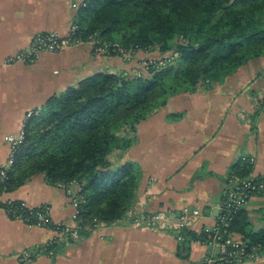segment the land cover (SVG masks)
<instances>
[{"label": "crops", "instance_id": "crops-1", "mask_svg": "<svg viewBox=\"0 0 264 264\" xmlns=\"http://www.w3.org/2000/svg\"><path fill=\"white\" fill-rule=\"evenodd\" d=\"M77 16L70 0H0V166L9 160L8 138L31 121L29 112L39 117L53 96L96 74L126 69L87 43L43 53L33 63L6 64L38 34L67 36ZM263 94L264 57L211 88L170 98L138 126L132 148L111 154L113 166L133 161L142 171L129 212H169L176 224L184 219L187 226L163 233L128 221L98 224L87 236L49 245L56 238L53 230L11 219L0 207V264H203L210 248L202 242L178 254L183 231L203 235L214 226L232 167L241 160L254 164L252 176H264V105L257 104ZM174 115L180 117L172 120ZM1 181L0 204L49 205L54 222H77L76 204L43 177L9 189ZM258 199L246 208L257 230L256 223L264 221L252 215ZM239 264H264V255Z\"/></svg>", "mask_w": 264, "mask_h": 264}, {"label": "trees", "instance_id": "trees-1", "mask_svg": "<svg viewBox=\"0 0 264 264\" xmlns=\"http://www.w3.org/2000/svg\"><path fill=\"white\" fill-rule=\"evenodd\" d=\"M86 2V7L77 9L75 37L88 43L95 35L126 49H158L169 53L172 61L158 68L152 64L138 77L96 74L53 96L40 116L29 122L27 142L2 185L15 188L35 174H45L52 184L79 182L85 199L80 215L90 227L81 232L83 236L98 224H121L132 209L141 168L133 161L115 167L108 157L137 143L143 121L170 98L211 88L264 57V0ZM232 170V175L249 179L254 164L241 160ZM230 229L245 243L243 263L264 255V226L257 230L246 208ZM183 235L180 255L188 253L193 242L203 243L207 233L184 230Z\"/></svg>", "mask_w": 264, "mask_h": 264}, {"label": "built area", "instance_id": "built-area-1", "mask_svg": "<svg viewBox=\"0 0 264 264\" xmlns=\"http://www.w3.org/2000/svg\"><path fill=\"white\" fill-rule=\"evenodd\" d=\"M73 9L77 10L80 7H86V0H70ZM77 28L73 26L70 33L62 37L57 33H41L36 35L29 48L20 51L16 55L9 57L6 64L13 65L17 63H33L43 53H59L69 47L77 46L84 41L75 37ZM92 47L98 46L101 42L93 40ZM123 47L119 44H106L104 49L97 48L100 53L117 54L124 52ZM104 51V52H102ZM152 65V64H150ZM257 103L264 105V94L257 100ZM35 116V112H29L28 120ZM25 128V127H24ZM26 139L25 129L17 135H11L7 142L10 144L11 152L9 160L5 165L0 166V179L6 178L10 171V167L15 164L16 155L21 149ZM264 192V180L249 178L241 179L236 175H231L226 183L225 191L223 192L222 202L220 203L219 213L214 226L207 231L206 240L203 242L210 248V254L203 264H238L245 257L244 241L235 237L230 226L239 213L247 208L257 193ZM7 215L14 220L24 222L27 225L50 229L56 234L54 241L49 245L60 241H68L81 237V232L87 228L82 227L78 221L72 225L67 223H56L52 218L51 207L49 205L40 206L37 208L29 207L23 202L9 201L5 204H0ZM128 213L126 221L137 227H144L156 232L168 233L172 230L181 229L187 226V222L182 220V223L174 220L169 212H159L155 214L142 215ZM175 221V222H174ZM121 223V222H120ZM183 240V237H180ZM48 245V246H49ZM216 249L219 252L216 253Z\"/></svg>", "mask_w": 264, "mask_h": 264}, {"label": "rangeland", "instance_id": "rangeland-1", "mask_svg": "<svg viewBox=\"0 0 264 264\" xmlns=\"http://www.w3.org/2000/svg\"><path fill=\"white\" fill-rule=\"evenodd\" d=\"M99 40L101 43L98 45V46H96V47H92L93 48V51L96 53V51H98L97 50V48L99 47V48H101V49H104L105 48V46H106V44H110V43H105V42H103V40L102 39H100L99 37H97V36H95V35H93V36H91L90 38H89V42L87 43V44H90L91 46L93 45V43H92V41L93 40ZM102 52H104V51H102ZM96 54H98V55H104V56H109V57H116V58H118L120 61H121V63H122V65L124 66V67H126V69L125 68H123L124 70H122V72L121 71H119V72H115V73H110V74H112V75H124L125 74V72H127V73H132L133 75H136L137 77L138 76H140L141 75V73L142 74H147V71H148V69H149V66H150V64H153V65H155L157 68L158 67H163V66H165V65H167V64H170L171 63V59L169 58L170 57V54L168 53V54H161L160 53V51L158 50V49H148V50H141V49H136V48H130V49H124V52L123 53H117V54H114V53H111V54H114V55H111V54H106V52H105V54H103V53H100V52H97ZM111 59H113V58H111ZM122 66V67H123ZM131 69V70H130ZM140 69H142V70H140ZM258 105H261L260 103H257ZM39 116V115H38ZM37 116H35L34 118H36ZM30 119H33V118H30ZM37 120H39L38 118H37ZM36 120V121H37ZM30 121V120H29ZM29 121H28V123H27V125H26V127L24 128L25 129V133H26V129H27V126L29 125ZM37 124V122L35 123V124H33V126H35ZM127 132V131H126ZM126 132H124V134L126 133ZM26 142H27V133H26V139H25V142H24V144L22 145V146H24L25 144H26ZM21 146V147H22ZM111 156V155H110ZM110 156L108 157L109 159H113V157L112 158H110ZM14 165L15 164H13L9 169H10V171L9 172H11L12 170H13V167H14ZM9 172H8V174L6 175V178L5 179H3V181H1L2 183H4V181H7L8 179H9ZM17 172V171H16ZM16 172H15V174H16ZM43 177L44 178V180H45V182L48 184V185H50V186H52V187H56V188H58V189H60V190H62V191H64V193H66L68 196H69V198L72 200V202L74 203V204H76V206L78 207V215H77V217H76V219H77V221H78V223L82 226V227H84V229H85V227L86 228H90L88 225H86L83 221H82V218H81V210H80V205H82L83 203H85V199H84V195H83V193H81L82 192V186L79 184V182H77V181H72V182H70V183H68V184H66V183H63V182H58V183H55V184H52V183H50L49 181H48V178H47V176L45 175V174H39V175H33V176H30L27 180H25L24 182H23V184H25L26 182H28V181H30V180H32V179H34V178H36V177ZM249 178H254V176H252L251 175V177H249ZM23 184H21V185H23ZM20 185V186H21ZM19 186V187H20ZM256 197H258L259 199L257 200V202L256 203H254L253 204V209L252 210H254V212H256V213H252V215H254V216H257V217H259V215H260V217L259 218H264V196H258L257 194L253 197V199L252 200H254V198H256ZM252 202V201H251ZM250 202V203H251ZM132 214H139V213H132ZM256 214V215H255ZM127 215H128V213H127ZM139 216H140V214H139ZM126 217H128V216H126ZM121 222H125L126 220L125 219H122V220H120ZM250 221L252 222V219L250 218ZM255 221V220H254ZM260 221V224H259V222L258 223H256V225H257V228H258V230H259V228L260 227H263L264 226V221H261V220H259ZM256 222V221H255ZM255 226V225H254ZM255 228H256V226H255ZM235 237L236 238H238V239H240V240H242L239 236H238V234H236L235 235ZM219 252V249H216V253H218ZM258 257L259 256H257V258L255 259V260H257L258 259ZM242 261V260H241ZM239 263H243V262H238V264Z\"/></svg>", "mask_w": 264, "mask_h": 264}]
</instances>
